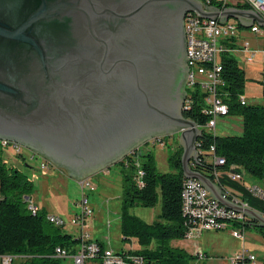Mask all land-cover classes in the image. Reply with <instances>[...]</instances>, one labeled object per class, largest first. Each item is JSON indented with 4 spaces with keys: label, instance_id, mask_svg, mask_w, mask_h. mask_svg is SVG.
<instances>
[{
    "label": "water",
    "instance_id": "1",
    "mask_svg": "<svg viewBox=\"0 0 264 264\" xmlns=\"http://www.w3.org/2000/svg\"><path fill=\"white\" fill-rule=\"evenodd\" d=\"M187 13L264 29L250 11L194 0H0V141L78 183L176 134L184 178L264 228L263 216L189 170L200 130L181 116Z\"/></svg>",
    "mask_w": 264,
    "mask_h": 264
},
{
    "label": "trees",
    "instance_id": "2",
    "mask_svg": "<svg viewBox=\"0 0 264 264\" xmlns=\"http://www.w3.org/2000/svg\"><path fill=\"white\" fill-rule=\"evenodd\" d=\"M220 75L223 81L220 99L226 105L227 116L239 118L240 133L216 136L204 132L201 127L207 117L200 111L202 96L194 91L187 98L190 100L189 106L181 113L183 119L201 129L195 142L197 157L189 165V170L208 178L221 192L229 190L232 194L239 193L240 199L250 209L264 217V204L249 196L241 184L230 182L225 176L227 173H238L255 182L263 177L264 104H239L238 97L242 96L245 81L243 72L231 56L221 57ZM255 83L264 100V73ZM165 139L166 136L160 138L161 141ZM211 146L213 154L223 159L222 165L214 166L209 162L208 150ZM181 153L180 146L168 153L166 161L169 171L166 173L156 170L154 155L150 150L139 152L137 149L116 164L121 176L119 233L123 242L136 243L139 248L121 250V253L141 256L145 264H188L195 258L172 245L176 241L186 240L192 228L190 219L182 214L180 207V192L185 181L180 166ZM17 157L23 162L21 154ZM137 171L141 174L139 180L136 178ZM213 173L217 174L216 180ZM33 189L32 181L14 164L3 159L0 148V257L22 258L20 264H66L53 258L54 248L68 250L77 239L63 233V228L48 223L42 208H37L35 215H30L24 200L30 199ZM157 197L160 199V210L151 223H144L129 213L135 207L153 208ZM225 225L232 229L252 230L264 245V228L257 227L253 220L248 219L240 224L227 221Z\"/></svg>",
    "mask_w": 264,
    "mask_h": 264
},
{
    "label": "built area",
    "instance_id": "3",
    "mask_svg": "<svg viewBox=\"0 0 264 264\" xmlns=\"http://www.w3.org/2000/svg\"><path fill=\"white\" fill-rule=\"evenodd\" d=\"M204 6L214 7L219 11L225 9H236L250 11L264 20V0H194ZM230 18L224 22L218 19L209 21L201 19L196 15V19H184V36L186 39V67L187 72L184 82V92L186 95L185 108L189 106L190 100L187 99L196 91L202 96L201 113L207 117L206 122L201 127L205 132H213L216 119L227 117L226 105L221 101L220 88L223 86L221 79V57L223 55L231 56L235 61L240 60L245 64H251L254 61L258 51L252 49L243 35L244 31L238 28L237 21ZM249 33L256 36L264 35L263 30L256 24H252L248 29ZM260 53V52H259ZM262 53V51H261ZM264 70V65H263ZM240 105H246V99L243 96L238 97ZM195 125V124H194ZM196 128L201 130L197 125ZM212 134V133H211ZM160 140H157V142ZM2 151L10 149L13 154H21V147L0 141ZM209 162L214 166L223 164V159L213 154V147H209ZM33 159L32 156H30ZM43 161L39 164V169L46 168ZM140 172H136V178L139 180ZM214 180L217 174L213 173ZM226 178L230 182H236L243 186L245 192L254 199L264 204V175L259 182L245 185L244 176L238 173H227ZM139 183V181H138ZM80 189L79 201L75 204L77 212L69 219L68 225L79 229V236L71 235L77 239L75 245L66 250L61 247H55L53 258L59 259L66 264H145L141 256L130 253L114 252L104 248L97 241L91 239L86 232L85 221L90 217L92 211L87 203L86 195L83 191L92 192L93 185L89 179L77 183ZM240 194H232L226 190L222 192V198L228 203L238 206L241 209H250L245 201L240 199ZM26 210L30 215H35L37 207L33 202L26 198ZM180 207L182 214L190 219L192 228L188 231L186 239H192L204 231L224 230L225 222L232 221L238 224L246 222L248 218L242 213H235L217 204L209 194L201 187L196 180L185 179L180 192ZM252 210V209H251ZM48 223L56 227L64 228L67 222L59 216L46 215ZM230 236L234 239H243L242 228H231ZM196 259H202L201 254H196ZM11 256H1L0 264H11ZM230 264H256L255 257L246 254L242 249L230 260Z\"/></svg>",
    "mask_w": 264,
    "mask_h": 264
},
{
    "label": "rangeland",
    "instance_id": "4",
    "mask_svg": "<svg viewBox=\"0 0 264 264\" xmlns=\"http://www.w3.org/2000/svg\"><path fill=\"white\" fill-rule=\"evenodd\" d=\"M242 30L244 31L245 40L250 47L256 48L255 50L257 51L258 49L264 50V46L262 48V45H264V35L256 36L247 32L248 29ZM236 62L238 68L243 72L245 83L241 95L246 99V103L248 105L264 104V100L260 97V88L255 83L259 80L260 74L264 73V54L255 57L252 65H245L238 59ZM203 131L205 132V130ZM211 133L216 136L239 135L240 120L237 117L229 116L217 118L215 128ZM157 140H160V137L149 140L138 149L139 152L150 150L154 155L156 170L159 173H166L169 171L166 161L167 155L169 152L177 149L180 145L179 139L175 134L166 136L164 141L160 140L157 142ZM30 156L33 159H30ZM2 157L7 163L14 164L33 182L35 188V192L31 195L33 200L36 198L40 199L42 196L40 193H45L49 197L54 192L55 195L50 198L51 205L53 204V206L48 210L54 214H57V211H59L58 216L60 215L59 217L67 222L62 229L63 233L79 236V229L68 225L69 219L78 211L75 204L79 201L81 192L77 183L73 179L68 178L64 170L54 168L44 161L43 163L46 164V168L40 170L39 164L42 160L24 148H21V157L23 161L29 162L31 171L23 166L17 155L13 154L10 149L2 151ZM120 177L119 167L115 164L88 178L94 190L92 192L83 191V193L86 195L87 203L92 213L86 219L83 231L91 239L100 241L113 251L138 250L139 248L136 243L129 244L123 242L119 233ZM109 181L111 182L107 183ZM243 183L249 185L256 182L245 176ZM105 185L108 186L107 189H105ZM44 188H48V192ZM50 188L55 191L50 190ZM159 210L160 199L157 197L156 205L153 208L135 207L130 209L129 213L144 223L149 224L156 219ZM230 231L231 228L229 226L221 231H204L199 233L195 238L176 241L172 245L183 249L191 256H195L188 264H198L196 260L197 253L201 255L203 253L206 256L200 264H230L233 256L242 249L245 250L246 254L255 257L256 264H264V245L255 232L250 229L245 230L243 231V239L238 240L230 236ZM22 261V258L12 257L11 264H20Z\"/></svg>",
    "mask_w": 264,
    "mask_h": 264
},
{
    "label": "crops",
    "instance_id": "5",
    "mask_svg": "<svg viewBox=\"0 0 264 264\" xmlns=\"http://www.w3.org/2000/svg\"><path fill=\"white\" fill-rule=\"evenodd\" d=\"M263 46L264 45H262V48H263ZM258 48H259V46H258ZM252 49H254L253 47H252ZM256 49V48H255ZM261 51H262V53H261ZM260 52V53H259ZM260 54H264V50H262V49H258V54L255 56V57H257L258 55H260ZM262 56V55H261ZM241 60V59H240ZM253 63H254V61H253ZM253 63H251V64H248V63H245V65H252ZM30 159H31V157H29ZM12 162H14V161H12ZM21 162V161H20ZM10 163V162H9ZM21 163H23V166L27 169V170H30L31 171V166H30V164H29V162H26V160H24L23 162H21ZM26 175V174H25ZM27 176V175H26ZM29 179V178H28ZM111 181H109V182H107V183H110ZM120 182H121V177H120ZM33 183V182H32ZM106 183V184H107ZM60 186V185H59ZM33 187H34V185H33ZM105 189H107V185H105ZM44 190H47V192H48V188H44ZM50 190H54V189H52V188H50ZM55 191V190H54ZM35 192V188L33 189V193ZM32 193V194H33ZM31 194V195H32ZM42 196L40 197V199L39 198H36V199H34L33 200V198H31V196H30V200L33 202V204L37 207V208H42L44 211H45V213H46V215H53V216H58V212L59 211H57V214H54V213H52L50 210H48L51 206H53V204L51 205V202H50V198L53 196V195H55L54 194V192H52L51 193V196L49 195V197L47 196V195H45V193H40ZM46 200V201H45ZM60 216V215H59ZM118 219H119V214H118ZM93 240H95V239H93ZM95 241H97L99 244H101L104 248H107V249H109L107 246H105L103 243H101L100 241H98V240H95ZM110 250H112V249H110ZM113 251V250H112ZM114 252H118V251H114ZM206 256H205V254H203L202 253V259H196L197 260V262H198V264H200L203 260H204V258H205ZM195 260V261H196Z\"/></svg>",
    "mask_w": 264,
    "mask_h": 264
},
{
    "label": "bare ground",
    "instance_id": "6",
    "mask_svg": "<svg viewBox=\"0 0 264 264\" xmlns=\"http://www.w3.org/2000/svg\"><path fill=\"white\" fill-rule=\"evenodd\" d=\"M185 17H187V19H196V14L195 13H187V14H185V16L183 18V21H184ZM183 32H184V22H183ZM185 101H186V95H185L184 103H185Z\"/></svg>",
    "mask_w": 264,
    "mask_h": 264
},
{
    "label": "flooded vegetation",
    "instance_id": "7",
    "mask_svg": "<svg viewBox=\"0 0 264 264\" xmlns=\"http://www.w3.org/2000/svg\"><path fill=\"white\" fill-rule=\"evenodd\" d=\"M185 103H186V101H185ZM185 103L183 104V106H185Z\"/></svg>",
    "mask_w": 264,
    "mask_h": 264
}]
</instances>
